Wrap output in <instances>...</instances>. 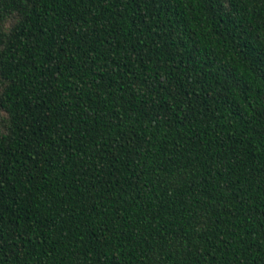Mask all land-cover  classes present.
<instances>
[{"label":"trees","instance_id":"1","mask_svg":"<svg viewBox=\"0 0 264 264\" xmlns=\"http://www.w3.org/2000/svg\"><path fill=\"white\" fill-rule=\"evenodd\" d=\"M0 264H264V0H0Z\"/></svg>","mask_w":264,"mask_h":264}]
</instances>
